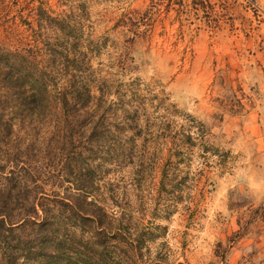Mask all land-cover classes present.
<instances>
[{
    "label": "rangeland",
    "instance_id": "1",
    "mask_svg": "<svg viewBox=\"0 0 264 264\" xmlns=\"http://www.w3.org/2000/svg\"><path fill=\"white\" fill-rule=\"evenodd\" d=\"M15 63L28 98L0 100V264L264 260V0H0V69ZM202 125L204 174L180 145ZM72 195L95 206L58 202ZM29 201L41 224L12 225Z\"/></svg>",
    "mask_w": 264,
    "mask_h": 264
},
{
    "label": "trees",
    "instance_id": "2",
    "mask_svg": "<svg viewBox=\"0 0 264 264\" xmlns=\"http://www.w3.org/2000/svg\"><path fill=\"white\" fill-rule=\"evenodd\" d=\"M168 1V5H170V7H173L175 4H178L179 3V0H167ZM147 12H150V10L147 9ZM39 13L38 12H35V14H33L31 17V22L29 23V26H28V30L29 31H32V32H36V31H39L38 30V23L40 22V18L38 17ZM41 28L43 29V25H41ZM7 52L14 58V60L16 62H19L21 63V58H22V55L20 52H18L17 50L14 51V52H11L10 50H7ZM23 70H21L20 68V65H18L17 63H15V68H10L8 70H3V69H0V88H2L3 84L5 83L6 84V87H7V92L4 91V88L3 90L1 91L0 89V100H5V102H14L17 101V98L21 99V97H25L26 99L28 97L27 94L26 96H22L19 90V88L17 87V85L19 84L20 82V79L23 75H25L23 72ZM16 73V74H15ZM7 77H9L11 80H12V84L9 86L8 84V79ZM46 88V87H45ZM45 88H37V90L33 91L32 92V98L33 99H41L42 100V103L44 102L45 99L49 98V90L48 89H45ZM81 90H74V92H69V91H61L59 93L60 97H59V101L61 103V105H66L64 106L67 110L72 108V106L74 104H76V100L79 102V104H82L84 105V101H86V96L82 98V94H79ZM24 93V92H23ZM88 95L92 98L93 95L91 92L88 93ZM88 96V97H89ZM79 99H81L79 101ZM77 106L79 107V105L77 104ZM77 106H75V108H77ZM14 108L16 107H13L11 108L12 110H14ZM12 115H14V113L16 112H13L11 111ZM206 134H207V131L206 129L204 128V126L202 125V128L198 129L197 131H194V132H191V133H183L182 134V137H183V140L180 141V145H183L184 148L186 149L185 153H188V154H193V155H196V153L198 152V155L197 156H201L203 158V161H202V165H203V168L200 170V173L201 174H204L205 172V169L209 166H211V154L212 152H214L216 149H214V147L211 145V144H208L207 143V140L205 139L206 137ZM199 149L201 150L200 153L199 152ZM35 175V174H34ZM30 178V176H29ZM35 178H38L35 176ZM80 190L83 191V188H81ZM81 195V194H80ZM71 198H66V200L64 199H60L58 202L65 206V205H68L71 207V210H80L81 212H83L84 210L87 211V204L90 206V205H94L91 201L87 200L88 198H85V197H80V196H70ZM30 207H32L33 209V212L35 213L34 215L32 214H27L24 216V218H22L21 220L17 221V222H13L12 225H15V224H18L23 221V222H32V223H38V224H41L42 222V219L40 220V210H38V206L40 205L41 206V211H44V205L43 204H38L37 202H31L29 201L28 204ZM95 206V205H94ZM98 207V206H97ZM103 208H99L98 207V210L99 211H96L95 214L96 215H99V217L101 215H104L106 214V210H101ZM2 217V216H0ZM6 221V218H0V222H5ZM64 255L63 253H61L60 256ZM65 263V264H89L87 262H72V261H69L68 259H63V262L62 264ZM98 264H100L98 262ZM253 264H264V260L260 263H253Z\"/></svg>",
    "mask_w": 264,
    "mask_h": 264
}]
</instances>
